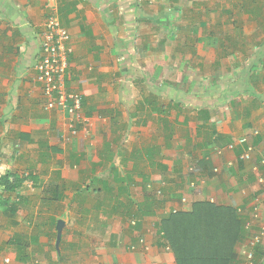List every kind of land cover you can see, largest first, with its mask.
I'll return each mask as SVG.
<instances>
[{
  "label": "crops",
  "instance_id": "1",
  "mask_svg": "<svg viewBox=\"0 0 264 264\" xmlns=\"http://www.w3.org/2000/svg\"><path fill=\"white\" fill-rule=\"evenodd\" d=\"M248 1L0 0V145L22 178L0 199L19 226L0 264H177L158 226L197 201L264 220V4ZM51 18L70 35L74 114L46 110L35 81ZM254 130L245 162L228 145ZM29 214L49 219L39 235L20 231Z\"/></svg>",
  "mask_w": 264,
  "mask_h": 264
},
{
  "label": "trees",
  "instance_id": "2",
  "mask_svg": "<svg viewBox=\"0 0 264 264\" xmlns=\"http://www.w3.org/2000/svg\"><path fill=\"white\" fill-rule=\"evenodd\" d=\"M0 185V194H6L10 198L13 192H19L22 178L17 173L10 172L0 177ZM53 189L59 197L57 185ZM6 199L2 201L10 204L11 200ZM8 206L11 212H15V202ZM243 215L242 209L238 211L231 206L197 201L190 212H176L171 217L162 219L157 238L160 244L171 247L178 264H242L243 259H237L236 245L245 240L247 242L250 236L255 235L247 227L251 218ZM9 242L16 245L17 252L22 254L25 242L21 235H15ZM253 251L255 257L264 256L261 243L255 244ZM259 264H262L261 260Z\"/></svg>",
  "mask_w": 264,
  "mask_h": 264
},
{
  "label": "built area",
  "instance_id": "3",
  "mask_svg": "<svg viewBox=\"0 0 264 264\" xmlns=\"http://www.w3.org/2000/svg\"><path fill=\"white\" fill-rule=\"evenodd\" d=\"M138 3H143L152 0H136ZM45 37L42 40V55L35 66L36 77L35 81L43 85L46 95L48 96V107H69L72 114L79 112L82 106L79 95L65 92L64 80L65 72L68 68L69 59V40L68 31L63 29L54 19H49L45 26ZM70 104V106H69ZM259 134L258 130L252 131L250 134L242 136L237 142L230 143L229 149H234L238 144L244 145V151L241 159L245 162H250L256 155L257 147L254 143V137ZM252 169L257 173V181L264 186V157L258 164L253 165ZM247 227L250 229V223ZM264 235V228L260 235H253V245L261 242V237ZM141 244H145V240L141 239ZM250 257H253L250 254Z\"/></svg>",
  "mask_w": 264,
  "mask_h": 264
},
{
  "label": "rangeland",
  "instance_id": "4",
  "mask_svg": "<svg viewBox=\"0 0 264 264\" xmlns=\"http://www.w3.org/2000/svg\"><path fill=\"white\" fill-rule=\"evenodd\" d=\"M243 1L247 2L248 0H243ZM251 1L252 0H249L248 3H251ZM254 1L264 4V0H254ZM262 13H264V10H262ZM68 75H69L68 70H66L65 75H64V80L66 79V84H65V87H64V91L65 92L66 91L69 92L68 91L69 89H67V77H68ZM72 95H75V94L73 93ZM48 104H49L48 102L45 103V109L46 110H50L51 108H53V107H50V105L48 107ZM81 109H82V106H81ZM78 121H79L78 119L76 121L74 119V121L72 123L73 124V128H75L77 126V124L79 123ZM8 145L9 144H5V148H3V150H2L1 145H0V157H2V162H3L4 159L10 160V161H14V159H15L14 157H16L15 153L18 154L17 150H14V148H12V147H10ZM8 151L10 152L11 156L9 154H7ZM23 158H24V155H23V157L22 156L19 157L20 160L24 161ZM10 172H13V168L10 167L8 164H6V162H3V163L0 164V177L2 175L10 174ZM33 178L34 177L32 176V179ZM0 191H1V185H0ZM2 196L3 195L0 194V199H2L1 198ZM4 196L6 197L7 195H4ZM7 205H11V202H10V204H7ZM0 206H1V204H0ZM251 207L254 209L256 207V205L254 204ZM253 209L250 212V215L248 216L249 218H251V220L249 222L250 226L253 227L251 229V231L253 230L254 234L260 235V233L263 231V228H264V220L261 219V216L259 215V212L256 209H254V211H253ZM257 212H258V215H257ZM22 213L24 214L25 211L21 210L20 214L22 215ZM76 220H78V219H74V221H76ZM39 225L48 226L49 225V219H45L43 217L42 218H39V217L33 218V216L29 214V216L28 215L26 216L25 226L23 228H21L20 231H22L21 233H25L28 236L29 235L35 236L37 234L39 235V232L36 229V227H38ZM33 226H34V228H32ZM18 227L15 228L8 222V219L5 218V216H3L2 208H0V261H2V262L8 263L9 262L8 260H10L9 254L6 253V251H8V247L6 246L5 243L12 237L13 231L14 230H18ZM31 228L33 230V234L30 233ZM152 229H154V231H155L154 233H152V235L155 238L156 230H155L153 225H152ZM67 231H68V229H67ZM43 232H46V231H43ZM260 237L262 239L260 243L264 247V235L260 236ZM50 238L52 239V243H53L54 240H55V233L54 232L51 233ZM143 239L145 240V245H146L147 241H146L145 237H143ZM247 240H248L247 242L245 240L244 243H242V244L240 243V244L236 245L237 259L238 260H242L243 259V261H242L243 263L240 262L242 264H256V263L259 264L260 260H261V263L264 264V260L263 259H261L258 256L255 257V255H254V251H253L254 245H253L252 236H250L249 239H247ZM250 254H252L253 257H250ZM174 259H175V256H174ZM175 261H176V259H175ZM155 263H157V262H155ZM141 264H145V262H142Z\"/></svg>",
  "mask_w": 264,
  "mask_h": 264
},
{
  "label": "water",
  "instance_id": "5",
  "mask_svg": "<svg viewBox=\"0 0 264 264\" xmlns=\"http://www.w3.org/2000/svg\"><path fill=\"white\" fill-rule=\"evenodd\" d=\"M63 225H64V222L63 221H60L58 223L59 237L61 236V230H62Z\"/></svg>",
  "mask_w": 264,
  "mask_h": 264
},
{
  "label": "clouds",
  "instance_id": "6",
  "mask_svg": "<svg viewBox=\"0 0 264 264\" xmlns=\"http://www.w3.org/2000/svg\"><path fill=\"white\" fill-rule=\"evenodd\" d=\"M252 229V228H251Z\"/></svg>",
  "mask_w": 264,
  "mask_h": 264
}]
</instances>
